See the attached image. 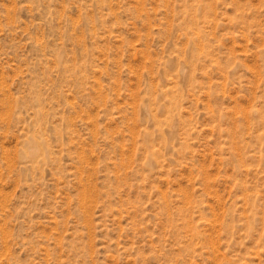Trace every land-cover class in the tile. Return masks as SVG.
Returning a JSON list of instances; mask_svg holds the SVG:
<instances>
[{
    "label": "rangeland",
    "instance_id": "obj_1",
    "mask_svg": "<svg viewBox=\"0 0 264 264\" xmlns=\"http://www.w3.org/2000/svg\"><path fill=\"white\" fill-rule=\"evenodd\" d=\"M0 264H264V0H0Z\"/></svg>",
    "mask_w": 264,
    "mask_h": 264
}]
</instances>
